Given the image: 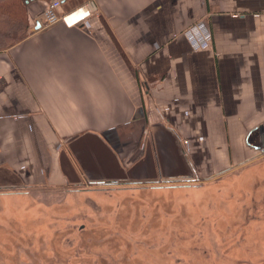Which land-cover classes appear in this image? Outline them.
I'll return each instance as SVG.
<instances>
[{
    "label": "crops",
    "instance_id": "crops-1",
    "mask_svg": "<svg viewBox=\"0 0 264 264\" xmlns=\"http://www.w3.org/2000/svg\"><path fill=\"white\" fill-rule=\"evenodd\" d=\"M92 2L0 50V197L205 181L264 154V0ZM2 193V194H1Z\"/></svg>",
    "mask_w": 264,
    "mask_h": 264
},
{
    "label": "rangeland",
    "instance_id": "rangeland-1",
    "mask_svg": "<svg viewBox=\"0 0 264 264\" xmlns=\"http://www.w3.org/2000/svg\"><path fill=\"white\" fill-rule=\"evenodd\" d=\"M40 1L50 0L24 8L28 31ZM161 186L0 197V264H264V154L205 181Z\"/></svg>",
    "mask_w": 264,
    "mask_h": 264
},
{
    "label": "trees",
    "instance_id": "trees-1",
    "mask_svg": "<svg viewBox=\"0 0 264 264\" xmlns=\"http://www.w3.org/2000/svg\"><path fill=\"white\" fill-rule=\"evenodd\" d=\"M33 1L0 0V50L10 48L28 35L24 8Z\"/></svg>",
    "mask_w": 264,
    "mask_h": 264
},
{
    "label": "built area",
    "instance_id": "built-area-1",
    "mask_svg": "<svg viewBox=\"0 0 264 264\" xmlns=\"http://www.w3.org/2000/svg\"><path fill=\"white\" fill-rule=\"evenodd\" d=\"M60 5V0H50L46 3L45 8L41 13L43 26L48 27L57 22H62L64 25L71 27L85 21L95 10L94 4L88 2L68 13L60 14Z\"/></svg>",
    "mask_w": 264,
    "mask_h": 264
},
{
    "label": "flooded vegetation",
    "instance_id": "flooded-vegetation-1",
    "mask_svg": "<svg viewBox=\"0 0 264 264\" xmlns=\"http://www.w3.org/2000/svg\"><path fill=\"white\" fill-rule=\"evenodd\" d=\"M181 182H187L185 180H181V181H173V180H164L161 182H157V180H146V181H129L127 179H120V180H106V181H86V182H82L79 185L76 186H107V185H127V186H134V185H144V184H161L163 186H172ZM163 186H161L162 188H164ZM193 186V185H192ZM191 186V187H192ZM196 187V186H194Z\"/></svg>",
    "mask_w": 264,
    "mask_h": 264
},
{
    "label": "water",
    "instance_id": "water-1",
    "mask_svg": "<svg viewBox=\"0 0 264 264\" xmlns=\"http://www.w3.org/2000/svg\"><path fill=\"white\" fill-rule=\"evenodd\" d=\"M12 192L16 193L15 191H12Z\"/></svg>",
    "mask_w": 264,
    "mask_h": 264
}]
</instances>
